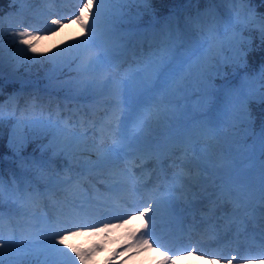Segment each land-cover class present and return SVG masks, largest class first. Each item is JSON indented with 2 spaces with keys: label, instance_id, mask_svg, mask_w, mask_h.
<instances>
[{
  "label": "snow or ice",
  "instance_id": "6c2138e0",
  "mask_svg": "<svg viewBox=\"0 0 264 264\" xmlns=\"http://www.w3.org/2000/svg\"><path fill=\"white\" fill-rule=\"evenodd\" d=\"M129 3L147 5L150 0H80L78 13L74 17L82 29L79 35L64 39L43 53L37 52L36 47V42L42 38L39 30L25 28L13 38V43L18 42L25 46L26 52L33 53V56L26 58L34 63H39L38 57L42 56L47 61L69 65L79 61L77 67L84 72L105 70L103 79H84L80 83L98 98L96 103L104 111V123L99 129L101 135L95 148L97 158L91 163L95 169L108 170L113 177L110 190L117 194L116 198L125 192L147 190V185L134 176L131 168L120 167L121 159L131 157L133 163L137 159L143 163L146 158L158 155L151 147L154 141L161 138L173 139L174 148L168 154L173 157L170 166L178 168L179 171L173 174L171 181L166 175L158 177L161 184L154 190L147 191L149 202L143 210H137V214L142 218L146 217V220L140 226L142 231H139L138 235L134 234L133 243L150 246L156 243L152 234L153 222L161 205L167 204L171 207L174 201L181 197L187 201L190 196H195L194 188L198 187L206 192L209 187L216 188V182L220 180L221 189H224L225 185L231 186L228 189L229 196L233 192L237 194L234 200L237 212L244 210V197L247 193L243 190L239 177H233L228 171L234 170L229 160L233 142L229 138V129H236L238 121L250 122L251 113L244 107L246 96L242 88L229 90L221 95L220 90L210 86L208 82L211 80V73L205 74L204 63L200 58L192 59L194 52L191 45L178 28L175 35L169 31L164 38L153 41V50L147 55L141 51L137 57L133 51L136 68L132 69L130 66L117 78V75L113 74L118 73L120 68L116 57L119 54L118 49L125 45L112 42L111 37L118 24L129 26L125 35H135L137 32V26L132 20L126 19L129 14L119 7ZM50 23L56 26L57 31L63 27L60 18L52 19ZM44 34L50 36L54 35V32L49 29ZM246 56V52L238 50L236 59L238 62L245 61ZM203 59H211L207 50ZM219 71V67H216L217 75ZM259 75L260 79L264 80V66L261 67ZM261 95L264 98V94ZM232 96H235L241 105L239 112L234 111L231 106ZM181 116L184 118L183 125L173 128V124ZM18 123L22 126L55 127L51 120L35 119ZM252 138L253 144L250 147L260 156H264V127L259 132L253 131ZM105 141L110 143L105 146ZM176 151L180 152L179 157H175ZM222 171L225 175H221ZM53 183L68 184L69 181ZM65 191L71 189L66 188ZM31 199V196L18 197V200L22 201L18 209L21 216V223L18 225L21 238L17 243L13 230L6 240L0 243V264H4L5 250L15 257L16 264H24L25 258L37 251L35 241L24 237L25 229L29 226L35 227L32 223L35 219L34 213L29 212L23 203ZM258 199L264 203V183L258 189ZM70 207L74 211L69 220H60L58 217L55 224L49 227L61 223L71 224L73 220L87 218V211L77 210L83 209V203L77 206L75 201H72ZM150 212L151 215H147ZM2 219L3 212L0 211V220ZM98 222L103 224L102 228L97 229L94 224L86 223L72 225L76 231L67 227L58 228L54 233L55 243H51L50 239L47 243L53 252L66 258L70 264H87L92 252L73 248L65 244V239L66 236L81 235L80 228L90 227L94 232H103L118 226L103 220ZM0 240H3V237H0ZM65 249H69L74 255H69ZM95 250L94 248L92 251ZM169 260L170 257H166L162 264H169Z\"/></svg>",
  "mask_w": 264,
  "mask_h": 264
},
{
  "label": "rangeland",
  "instance_id": "374dc122",
  "mask_svg": "<svg viewBox=\"0 0 264 264\" xmlns=\"http://www.w3.org/2000/svg\"><path fill=\"white\" fill-rule=\"evenodd\" d=\"M79 3L80 0H10L7 4L8 8H1L3 14L0 15V42L3 41L2 43L4 45L7 44L8 51H13L16 46L18 48L10 59L17 64L13 69H2L3 65L0 60V79L2 80L0 86H5V84L8 83L19 89V94L16 97V107H18V109L13 106V108H8L7 111L10 112L13 118L16 117V121L22 120L27 122L40 119L43 121L51 120L55 123V127H42L40 125L22 126L12 141L8 140V130H10L14 121L6 131L5 143H7L8 152L4 153L0 158L12 161V163L8 161V164H10L8 166V171L13 170V175L15 177L8 180L6 175L0 173V196H2V202H0V204L12 208L11 211L8 212L0 207V211L3 212V219L0 220V237L5 236L7 238L10 232L15 230L14 235L17 243H19L18 240L21 238L20 229L18 227L21 223V216L18 209L22 201L18 200L19 196L32 197L31 200H25L23 203L29 212L34 213L35 216V219L32 221L35 227L33 228L29 226L25 229L24 237L28 240H33V237H36L45 244L47 248H50L47 241L50 239L51 243H55L54 233L58 228L64 229L67 227L71 228L72 231H76L77 229L72 225L82 223L79 221L73 223L72 221L71 224H65L67 225L65 227L60 226L61 224L49 227V225L55 224L58 217L60 220H67L65 218V215L67 216V214L71 217V213L74 209H72L70 205H67L68 203H66V201H75L77 206L83 203V208L88 207L94 210L95 208H92V206H94L92 201L95 202L97 200V198L95 199L94 197L95 193L98 192V186H101L102 188L108 186L110 188L113 182V177L109 173H105L106 176L102 179L96 178L95 181L90 179V176L94 171L86 172L85 169H82L85 160V150L81 148L83 145L76 144L77 140H79L78 142L80 143H85L84 145H89L93 141L95 146L98 143V135H101L99 129L104 123V111L98 108L99 106L96 103L98 98L90 90L85 89L80 82L84 79L101 80L106 75L105 70L97 69L96 71L84 72L79 69L72 74V77H61L58 73L61 72L63 67L70 66L69 64L64 62H50L47 61L45 57L41 56L38 57L40 62L35 63V65L32 66V60L27 59L26 57L33 56V53L26 52L24 45H21L18 42L13 43V38L17 36L19 31H22L25 28L28 30L36 29L39 30V34L42 36V38L36 42L37 52H47V50L54 46L57 41L55 34L49 36L44 33L51 29L52 26H50V21L57 18H60L63 21H69L70 23L73 22L72 25H74L76 29L73 30L72 33L73 35H79L82 29L74 19L75 15L78 13ZM152 13L153 12L151 11V13L148 14V17H150ZM246 15L248 17L247 20L245 18ZM255 17V13L253 14V12L248 10L246 2L241 0H219L218 2H211L209 5L207 3L203 11H195L194 14H188L183 20L171 19L170 23H164L160 28L155 30L152 29L153 26L145 30L141 29L136 33V40L133 42L130 41V44L136 45L137 41H139L138 45L141 47L138 50L139 55L142 51V46L145 47L143 48L145 51L144 54L147 55L153 50V41H159L164 38L169 31H172L173 35H175L177 26L179 25L178 29L180 33L184 36L188 44L191 45V49L194 52V55L192 56L193 60H197V58L202 60L204 58L205 50H207L211 57L219 58L222 61L230 60L238 62L236 59L237 51H245V48L241 46L240 42H246L250 38V35L245 33V24L248 23L249 20L255 21ZM151 18L154 20L153 17ZM252 25L257 27L258 34L264 35V23L260 19H258L257 22H253ZM125 32L126 31L121 30V28L118 29L117 25V29L111 37V41L117 44H123V42H126V39L123 37L130 36L125 35ZM232 43L234 47L230 46ZM144 44H146V46H144ZM227 48L231 50L228 56L224 53V50ZM21 49L24 50L22 51ZM122 49L123 47L119 48L118 52H121ZM137 49L138 48L135 47L134 51H137ZM131 53L133 55V52ZM119 57L120 56L117 55L116 62ZM127 62H129L127 68L122 64L119 69L124 68L128 70L130 66H132V69L136 68V64H132L130 60H127ZM35 67H37V70ZM41 67L44 69L47 68L44 76L46 79L48 78L47 84L39 80L37 74H35V70L38 71ZM113 74L117 75V78H119L118 73ZM30 77L37 78L38 80L28 81ZM241 79L244 81L243 83L245 85L249 80L246 77H241ZM243 86V84L237 82L232 89L251 88V86ZM84 91L88 93H84ZM75 96H85V99L88 100L79 101L74 98ZM10 97L11 94L8 93L5 98L1 99L0 115H2V107L6 108L10 105L8 100ZM193 99H195V97H193ZM21 103H24V106H22ZM96 108L97 110L94 113L92 112L93 114L91 115V111H94ZM76 120L80 121L81 124L77 127H73L71 123ZM39 129L48 130L49 134L37 151L34 153L29 152L27 154L20 152L18 148L21 146L25 133L39 132ZM235 131L236 129H229V138L233 133H236ZM74 132L79 134L75 135ZM71 133H74V137L68 139V136L71 135ZM94 138H96V141ZM159 141H161V139L152 143V149L154 151ZM108 143L105 142V146H107ZM249 145L248 142L233 141L231 144V154L229 155L231 163L235 162L238 166L240 158L246 154ZM71 146H74V148L67 150L71 148ZM43 154H46L47 157H42ZM121 164L122 162H120V167L122 166ZM19 167L27 170L28 174H32V176L25 178L27 177L26 175L17 173L16 168ZM248 167H251L252 169ZM258 167L259 165L255 166L253 163L251 164L249 162L247 166H242L238 171L232 169L228 171L231 172L233 177H239L244 191L251 188L252 192V188L255 187L254 183L257 177L256 173ZM248 170L252 172L250 178L246 177V172ZM105 171L106 170L104 169V172ZM177 171H179V169L175 168L173 174ZM221 175H225V172L222 171ZM65 180L69 181V183L56 184L61 186L62 189L45 184L47 182L54 184V181ZM216 183V188L209 187L206 192H198V187L194 188L193 192L195 193V196H190L189 199H191L192 202H196L199 201V199H203L202 197L206 196L205 194H207V192H210L211 195H213L216 191L221 189L219 187L221 181L217 180ZM228 186L229 188L231 187L230 185ZM66 188H70L71 191H65ZM88 190H91L92 193H89ZM39 193L41 194V198H37L36 201L33 194ZM91 194L93 197H90ZM130 194H133V192H125L122 197L128 198ZM177 195H179V193H177ZM236 196L237 194L235 192L231 194V197L234 200L236 199ZM133 198L134 197L132 196L128 200L132 202ZM182 199L183 198H181V200ZM32 200L35 203H33ZM85 200H88L91 204H87V202H84ZM13 201L16 202L13 203ZM213 201L214 199L210 200V203H213ZM64 204H66L67 208H64ZM162 206L164 205L162 204ZM104 210V207H100L96 212L103 214L102 212H104ZM137 210L138 209H133L126 212V210L121 209L118 205L116 212L119 211L124 213V218L118 219L117 221H111L106 217L103 220L104 222H109L112 225L118 226L111 227L103 232H94L90 227L80 228L79 231L82 233L81 235L66 236V239L70 237L71 247L77 248L78 250L92 252L87 264H134L133 260H137V256H140V250L143 247V244L135 243L136 249L128 253L129 250L122 251L124 247L121 246V241L118 242L119 239H116V237L119 235L120 230L124 232L126 231V227L129 223L138 220L139 215L137 214ZM161 211H163L162 208L157 212L159 214L155 215L153 223L160 222L159 220L162 216L160 215ZM163 213L165 212L163 211L162 214ZM54 218L55 222H53ZM141 218L142 217H140L139 220H141ZM25 219H27V217H25ZM95 219L96 218H94V220ZM94 220L91 219L90 221ZM126 221L129 222L127 223L128 225H126ZM94 225L97 229L103 227V224L99 222ZM257 228L262 230L258 225ZM129 235L131 236L130 231ZM125 242L129 243L128 240ZM94 248L96 250L92 251ZM49 250L53 252L51 248ZM143 251L145 252L146 250ZM69 255L74 254L69 251ZM260 259L262 261L260 264H264V258ZM145 260L147 261V259ZM152 262H146L145 264H152ZM258 262H260V260L254 262V264ZM227 263L232 264V260L227 259L221 264ZM56 264H70V262L66 258L61 257V260L57 261ZM249 264H253V262Z\"/></svg>",
  "mask_w": 264,
  "mask_h": 264
},
{
  "label": "trees",
  "instance_id": "16d2710c",
  "mask_svg": "<svg viewBox=\"0 0 264 264\" xmlns=\"http://www.w3.org/2000/svg\"><path fill=\"white\" fill-rule=\"evenodd\" d=\"M10 0H0V13L3 12L1 8H7V4ZM248 4H251V8L253 12L256 14L257 18H260L264 23V0H247ZM205 0H150V3L145 5L142 3H129L126 5H119L120 8L124 10V12L128 13V17L126 19L132 20V22H141L149 20L148 14L153 11L156 15L162 16L163 14L172 15L175 12H180L183 15L184 11L191 9H201ZM134 18V19H133ZM246 33H249L250 39L248 42H240L241 46L245 48L247 53L245 61L233 62V61H222L219 58L211 57L210 61H205L202 59L204 63V71L207 75L211 73V80L208 82L212 88H215L219 82L225 80L231 73L234 71H241L242 74H245L249 79H251L254 83V89L251 93L245 94L246 96V104L244 107L248 112L251 113V121L250 122H240V128H246V130L253 131L254 128L257 127L260 119L264 114V98H262L261 94H264V80L260 79V70L261 67L264 66V35L258 34L257 29L250 25L248 22L245 26ZM231 51V50H230ZM226 56L229 55V51H226ZM32 66L35 63L31 62ZM79 61L71 63L70 66H65L62 68L61 72H59L60 76L63 77H72V74L78 70L77 65ZM240 65L248 66L247 69L241 70ZM31 66V67H32ZM216 67H219V75L216 74ZM37 70V67H35ZM38 69L35 74H37L39 80L45 82L47 84L48 80L46 79L45 72L47 68ZM0 79V83H1ZM232 84V82H231ZM8 86V84H7ZM3 88V86H2ZM86 91H84L85 93ZM240 103L237 104L234 110H240ZM254 122V123H253ZM9 118H5L0 116V156L3 153L8 152L7 143H5L7 128L9 127ZM264 127V124H263ZM250 132H247L245 135L247 136ZM49 131L45 129H39V132H27L23 137L20 150L22 153H34L40 147V145L44 142V140L48 137ZM238 135V133H237ZM245 137V136H244ZM242 137V138H244ZM240 138V137H236ZM7 162L5 160L0 159V173L6 175V177L11 178V172L8 171ZM10 183V182H9ZM37 246V251L25 258L24 264H56V262L60 259V255L58 253H53L39 240H34ZM68 244V243H67ZM67 249H65L66 251ZM4 264H16L15 257L10 256L5 250L4 253Z\"/></svg>",
  "mask_w": 264,
  "mask_h": 264
},
{
  "label": "bare ground",
  "instance_id": "6f19581e",
  "mask_svg": "<svg viewBox=\"0 0 264 264\" xmlns=\"http://www.w3.org/2000/svg\"><path fill=\"white\" fill-rule=\"evenodd\" d=\"M62 16V15H61ZM52 19V18H51ZM62 20V19H61ZM62 23H63V27H61V28H59V30L57 31L56 30V26H53V25H51V23H50V26H52L51 27V29H52V31L54 32V34L56 35V44H58V43H60L62 40H64V39H67V38H69V37H71L72 35H73V30H75L76 29V27H74V25H72V23H70L69 21L68 22H64L63 20H62ZM3 42V41H2ZM2 42H0V60L2 61V69H4V70H11V69H13L17 64L15 63V62H13L12 60H10L12 57H13V55L15 54V51L18 49L17 48V46L16 47H14V50L13 51H8V46H7V44L6 45H4ZM1 69V70H2ZM29 89V88H28ZM95 112V111H94ZM93 112V113H94ZM92 115V114H91ZM18 122H20V120L19 121H14L13 122V124H12V126H11V128H10V130H8L9 131V137H8V140L9 141H12L13 139H14V137L18 134V130L22 127V125H20ZM79 124H81V123H78V122H74V124L73 123H71V125L73 126V127H75V126H79ZM72 128V127H71ZM75 133V132H74ZM74 133H71V135H69L68 136V139L69 138H71V137H74L73 136V134ZM77 134H79V133H75V135H77ZM67 136V135H66ZM98 138H100V135H98ZM76 139V138H75ZM96 138H94V140H95ZM74 141H76V140H74ZM79 140H77V142H76V144L78 143V144H81V145H83V147H81L82 149H84L85 151H84V156H85V160H84V166L82 165V169H85V171H87V172H89V171H99V170H97V169H95V168H93V166H92V161H95L96 160V158H97V153H96V151H95V148H96V146H95V144L93 143V142H91V144H89V145H84L85 143H83V142H78ZM96 141V140H95ZM70 147V146H69ZM74 148V146H71V148H69V149H67V150H71V149H73ZM71 153V152H70ZM86 162V163H85ZM87 165V166H86ZM125 166H121V168H124ZM95 169V170H94ZM107 170V169H106ZM94 172H92V174H94ZM109 173L108 171H105V172H102V173H100V175L102 176L101 177V179L102 178H104L103 177V174H105V173ZM132 201H133V199H132ZM164 205V204H163ZM162 206V205H161ZM91 207V206H90ZM92 208H94V207H92ZM84 210L86 209H90V208H83ZM159 210H161V208L159 209ZM168 210V209H167ZM169 211V210H168ZM171 211V210H170ZM169 211V212H170ZM116 212V211H115ZM172 213V212H171ZM168 215V214H167ZM167 215H166V217H167ZM142 220V221H141ZM141 220H139V222L140 223H138V222H131V223H129V225L126 223V225H128L126 228H131L132 226H135V227H138V234H139V231H142V229H141V224H143V223H145L144 222V218H141ZM123 226V225H122ZM110 229V228H109ZM109 232V231H108ZM137 234V235H138ZM118 239H119V241L118 242H122V241H127L128 240V242L129 243H127V242H125V246L126 247H124V248H126V250H128V249H132L133 251L136 249V246H135V243H133V238L129 235V231H127V229H126V231L124 232V231H122V230H120V232H119V235H118ZM129 245H131L130 247H129ZM122 246H124V245H122ZM119 248V247H118ZM141 249H144V250H146L145 252L143 251V250H140L141 252H140V256H137V260H133V263L134 264H142V263H140V262H142L141 260L143 259V258H146L147 257V253L149 252V250L147 249V247H142ZM116 250V249H115ZM120 255V254H119ZM121 258V257H120ZM142 258V259H141ZM156 259V258H155ZM119 260V259H118ZM190 263H194V264H198L197 262H194V259L193 258H191L190 259V261H189ZM256 262V261H255ZM207 263V262H206ZM203 264H205V262L203 263ZM255 264H260L259 262L258 263H255Z\"/></svg>",
  "mask_w": 264,
  "mask_h": 264
}]
</instances>
